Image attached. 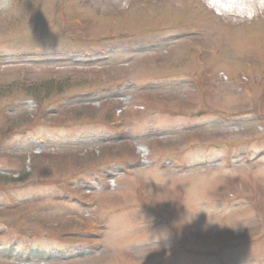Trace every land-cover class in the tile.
<instances>
[{"label":"rangeland","instance_id":"1","mask_svg":"<svg viewBox=\"0 0 264 264\" xmlns=\"http://www.w3.org/2000/svg\"><path fill=\"white\" fill-rule=\"evenodd\" d=\"M262 43L264 14L232 23L205 0H0V69L14 85L0 110H33L16 83L42 70L84 80L45 100L50 112L100 109L0 136V175L17 178L15 156L43 148L132 149L0 183V264H264Z\"/></svg>","mask_w":264,"mask_h":264},{"label":"trees","instance_id":"2","mask_svg":"<svg viewBox=\"0 0 264 264\" xmlns=\"http://www.w3.org/2000/svg\"><path fill=\"white\" fill-rule=\"evenodd\" d=\"M33 75H37V77L31 80H27L26 77L23 80L19 79L16 85L18 92L26 100L32 101L34 109L30 112L23 111V114L16 117L9 116L0 110V117L5 118V121H8V126L5 129L2 127L0 128L1 137H4L9 133H14V130H18L20 126H25L33 121L57 124L61 121H72L81 117H94L100 110L96 105L91 103L75 105H72L73 103H69L59 106V109H56L55 114H53L47 107H43L42 105V103L50 98V96L59 95L67 90L73 89V87H76L77 85L84 84V80H78V76L82 75V71L42 70L39 73H34ZM5 78L6 75H4V73L2 75V69H0V88H9V91L14 85L5 86L7 84L5 83ZM8 91L6 93H8ZM110 102H103L102 104L104 105ZM129 150L132 151L128 143L110 142L101 144L97 148L88 146L64 149L44 148L39 153H22L19 156H15L19 158L22 163V168L18 172L17 178H14V174H2L0 175V183L6 186L19 183L24 185L40 184L43 180H48V178H50L53 174L62 175L59 177H63V174L66 172L68 173L71 168H74L75 170L78 169L79 171L87 169L91 167L93 163L98 162L103 158L111 157L112 154H116L115 156L121 157ZM26 162L27 164H25ZM73 177L74 174H70L66 178L72 179ZM24 205L28 204H15L11 207H4V209L18 212L21 208H25ZM10 228L14 229V225H10L9 229ZM8 253H11V251L9 250Z\"/></svg>","mask_w":264,"mask_h":264},{"label":"clouds","instance_id":"3","mask_svg":"<svg viewBox=\"0 0 264 264\" xmlns=\"http://www.w3.org/2000/svg\"><path fill=\"white\" fill-rule=\"evenodd\" d=\"M205 6L232 23L251 21L264 14V0H205Z\"/></svg>","mask_w":264,"mask_h":264},{"label":"bare ground","instance_id":"4","mask_svg":"<svg viewBox=\"0 0 264 264\" xmlns=\"http://www.w3.org/2000/svg\"><path fill=\"white\" fill-rule=\"evenodd\" d=\"M263 44V43H262ZM263 46H264V44H263Z\"/></svg>","mask_w":264,"mask_h":264}]
</instances>
